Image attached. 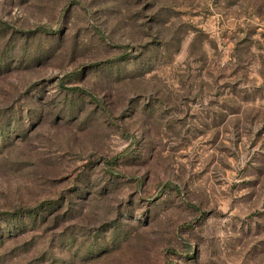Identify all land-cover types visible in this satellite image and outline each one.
Masks as SVG:
<instances>
[{
    "label": "rangeland",
    "instance_id": "obj_1",
    "mask_svg": "<svg viewBox=\"0 0 264 264\" xmlns=\"http://www.w3.org/2000/svg\"><path fill=\"white\" fill-rule=\"evenodd\" d=\"M0 264H264V0H0Z\"/></svg>",
    "mask_w": 264,
    "mask_h": 264
},
{
    "label": "trees",
    "instance_id": "obj_2",
    "mask_svg": "<svg viewBox=\"0 0 264 264\" xmlns=\"http://www.w3.org/2000/svg\"><path fill=\"white\" fill-rule=\"evenodd\" d=\"M28 217L34 219V216L32 214L31 215L29 214Z\"/></svg>",
    "mask_w": 264,
    "mask_h": 264
}]
</instances>
